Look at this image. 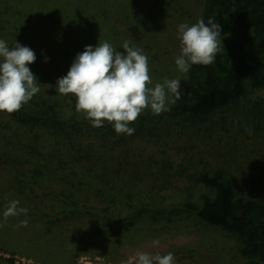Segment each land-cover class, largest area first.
Here are the masks:
<instances>
[{"label":"rangeland","instance_id":"obj_1","mask_svg":"<svg viewBox=\"0 0 264 264\" xmlns=\"http://www.w3.org/2000/svg\"><path fill=\"white\" fill-rule=\"evenodd\" d=\"M203 1L0 0V39L10 48L16 42L31 48L36 60L29 67L39 92L60 105H72L74 97L56 91L57 80L67 75L86 46L107 41L123 53L121 45L129 41L148 57L153 86L165 78L184 75L175 64L180 54L178 26L200 20ZM150 116V109H146L129 125L135 133L122 134L125 143L120 149L114 144L119 135L109 131L113 127L107 122L96 128L88 120L78 132H71L72 127L67 130L76 143L95 144L105 152L103 159H107L98 162V170L111 171L115 165L123 167L129 162L126 167L133 172L123 170L118 178L144 203L181 201L185 190L198 191L200 183L192 171L215 165H224L233 173L241 194L264 195L262 187L252 180L263 173L258 165L264 156V119L248 120L229 113L224 122L207 132L198 131L203 126L196 125L192 130L152 138L146 130L154 120ZM1 123H9V133L26 135L6 113H0ZM38 133L45 146L42 153L62 141L45 124ZM114 156L122 163L117 164ZM183 160L189 170L192 168L187 174L177 171ZM37 162L41 166L23 154L0 151V223L4 225L0 227V264H135L138 252L153 256L171 252L176 264H242L243 259L232 248L233 239L190 212L177 211L169 220L161 214L154 218L143 202L132 204L110 190H99L90 181L71 183L55 167ZM135 165L141 172H134ZM17 177L19 187L14 186ZM68 196L113 210L116 216L111 219L84 207L73 212ZM12 200H18L19 207L32 206L27 216L4 221L2 213ZM24 219H28L27 227H16ZM154 240L159 246H153Z\"/></svg>","mask_w":264,"mask_h":264},{"label":"trees","instance_id":"obj_2","mask_svg":"<svg viewBox=\"0 0 264 264\" xmlns=\"http://www.w3.org/2000/svg\"><path fill=\"white\" fill-rule=\"evenodd\" d=\"M200 19L206 24L211 19L220 25L221 50L211 65H192L186 74L177 76L180 77V99L175 104L169 103V111L153 115L150 110V118L154 120L146 130L152 138L192 130L196 125L203 126L198 131L207 132L210 127L224 122L229 113L241 114L248 120L264 119V0H204ZM173 98L169 96V100ZM239 109L241 111L237 112ZM7 115L18 129L25 130L26 135L16 131L9 133V123H1L0 151L23 154L38 166H41L37 162L40 160L66 174L71 183L74 180L80 184L90 181L99 190H110L132 204L144 203L139 196L129 192L122 179L118 178L123 170L133 172L126 167L129 162L123 167L115 165L111 171L98 170V162L107 159H103L105 152L95 144L83 146L73 141L67 128L72 127L71 132H78V127L88 121L76 112L75 104L63 106L38 92L19 111ZM44 124L62 141L42 153L41 149L45 146L40 142L38 128ZM113 130L110 128L109 131L114 133ZM124 143V135H119L114 142L119 149ZM113 159L117 164L122 163L119 156ZM259 162L263 173L252 180L264 190V156ZM185 164V160L177 164L180 174H187L189 169ZM141 170L134 166V172ZM192 172L200 183L197 192L185 190L181 201L168 204L144 203L154 218L161 214L169 220L177 211L190 212L202 222L226 232L233 239L232 248L243 259L242 264H264V195L247 197L241 194L235 186L236 177L224 165ZM15 180L14 186L19 187V177ZM67 198L71 199L73 212L84 207L105 213L111 219L116 216L113 210ZM31 206L24 205L27 209Z\"/></svg>","mask_w":264,"mask_h":264},{"label":"clouds","instance_id":"obj_3","mask_svg":"<svg viewBox=\"0 0 264 264\" xmlns=\"http://www.w3.org/2000/svg\"><path fill=\"white\" fill-rule=\"evenodd\" d=\"M180 54L175 64L180 73L186 74L192 65L208 66L214 63L221 50V27L211 19H203L192 25L178 26ZM124 52L117 51L109 42L86 46L77 54L67 75L57 80L56 91L75 98V110L89 120L92 127H102L105 122L112 125L117 135L135 133L130 127L138 117L150 109L153 115L169 111V103L180 99V77L165 78L153 86L148 57L143 50L130 46L129 41L121 45ZM34 51L16 42L11 48L0 39V113L9 115L19 111L39 91L37 78L29 65L34 63ZM169 96L174 97L169 100ZM28 209L19 207L18 200L10 201L3 211L4 221L9 217L27 216ZM28 219L21 220L16 227H27ZM0 223V227H3ZM153 246H159L154 240ZM121 264H131L122 261ZM135 264H176L175 256L169 252L150 255L138 252Z\"/></svg>","mask_w":264,"mask_h":264}]
</instances>
